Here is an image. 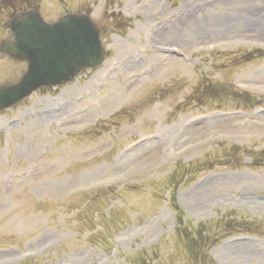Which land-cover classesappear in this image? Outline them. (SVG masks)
I'll list each match as a JSON object with an SVG mask.
<instances>
[{
    "label": "rangeland",
    "instance_id": "1",
    "mask_svg": "<svg viewBox=\"0 0 264 264\" xmlns=\"http://www.w3.org/2000/svg\"><path fill=\"white\" fill-rule=\"evenodd\" d=\"M228 1H38L48 20L89 11L107 58L0 112V264H207L195 245L214 264H264V110L225 117L241 105L207 94L217 80L264 92L250 53L264 13L250 25V4ZM26 2L0 0V44ZM25 66L0 52V84ZM224 154L236 164L210 170Z\"/></svg>",
    "mask_w": 264,
    "mask_h": 264
},
{
    "label": "water",
    "instance_id": "2",
    "mask_svg": "<svg viewBox=\"0 0 264 264\" xmlns=\"http://www.w3.org/2000/svg\"><path fill=\"white\" fill-rule=\"evenodd\" d=\"M41 22L36 9L17 13L11 22L17 40L6 43L4 49L16 58L26 59L29 67L17 84L0 87V109L18 101L42 83L56 84L72 79L78 71L99 63L104 56L98 29L88 17L68 15L60 23L44 26L45 31H38V25H43ZM20 28H25L20 33L21 41L18 39ZM52 32L59 33L62 38L52 40ZM50 52H54L56 60L49 67L45 65V56ZM49 72L51 79H46Z\"/></svg>",
    "mask_w": 264,
    "mask_h": 264
},
{
    "label": "bare ground",
    "instance_id": "3",
    "mask_svg": "<svg viewBox=\"0 0 264 264\" xmlns=\"http://www.w3.org/2000/svg\"><path fill=\"white\" fill-rule=\"evenodd\" d=\"M230 1L232 2V0H229L228 3H231ZM235 1L236 2H241L242 0H235ZM244 4L245 5H249L250 4V5L247 8H243L242 9L243 11L245 9H247L249 14L254 15L255 13H257V15H258L257 17L253 16L252 19H249L250 25L251 24L254 25V23L257 24L259 22V20H260V18H259L260 15L259 14H260V12H263V11H261V6L264 5V1L263 0H244ZM261 17H264V16L261 15ZM191 23H192V25H195V20L192 19ZM192 25H190L189 27H192ZM240 244H243V243H240Z\"/></svg>",
    "mask_w": 264,
    "mask_h": 264
},
{
    "label": "trees",
    "instance_id": "4",
    "mask_svg": "<svg viewBox=\"0 0 264 264\" xmlns=\"http://www.w3.org/2000/svg\"><path fill=\"white\" fill-rule=\"evenodd\" d=\"M184 232H187L186 229L184 230Z\"/></svg>",
    "mask_w": 264,
    "mask_h": 264
}]
</instances>
